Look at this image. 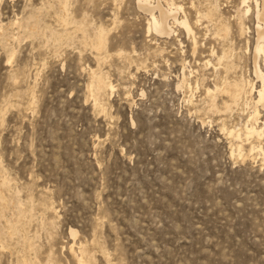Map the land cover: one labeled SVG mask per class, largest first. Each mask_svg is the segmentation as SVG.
<instances>
[{
    "label": "rangeland",
    "instance_id": "rangeland-1",
    "mask_svg": "<svg viewBox=\"0 0 264 264\" xmlns=\"http://www.w3.org/2000/svg\"><path fill=\"white\" fill-rule=\"evenodd\" d=\"M172 1L194 51L181 26L147 33L137 0H0V264H264V165L231 157L250 142L229 134L252 106L203 104L213 49L261 85L255 14ZM93 72L113 85L96 99Z\"/></svg>",
    "mask_w": 264,
    "mask_h": 264
},
{
    "label": "bare ground",
    "instance_id": "bare-ground-1",
    "mask_svg": "<svg viewBox=\"0 0 264 264\" xmlns=\"http://www.w3.org/2000/svg\"><path fill=\"white\" fill-rule=\"evenodd\" d=\"M252 1L255 3L254 8H251L250 6H248L249 5L248 3L251 2V0H242V5L247 7L245 10H243L244 11L243 15H248L251 12H254L255 17H256L257 24L255 26V31H256V37L257 38H256V46L254 49V72H255L256 78L260 81L261 85L259 87H256L255 86L256 84H254V82H252L251 80L245 81V79H244V81L243 80L235 81V79L234 80L231 79L230 73L233 72V68H236L235 67L236 66L235 61H234L235 64L230 63L229 62L230 60H228L229 56H231L230 54L228 56L226 52H223V54L221 53L222 55L220 56L218 54V51L213 49L212 55H214L216 57V63H214V69L216 72L215 77L217 80L214 83L213 87H211V86L206 87L205 86L206 87V98L203 101V104L205 105V108L208 109V111H212L213 113L219 112L222 114L232 112L233 106L238 107L241 104V101H243V104L245 106H252L253 112L251 113L250 120L246 124L243 131L240 132L239 130L238 131L232 130L229 133L231 136L236 137L235 140L236 139L240 140V139H243L242 137H244L245 141H248V143L250 142V149L248 150V153H246L245 149H244L246 146L244 147L243 144L238 143V145L236 144V147L234 149H232L231 157H235L237 159L244 161L247 158L250 159V157L253 156L254 153H257V155L261 158L262 163L264 165V147L262 145V142H263L262 140L264 139V128H261L260 124L258 126V121H259V117H260L258 107L260 105L264 106V72H263V70L260 69V66L258 63L259 55H262V54L264 55V0H252ZM63 4H64V2H63ZM137 4H138V8L140 9V11L143 10V12L149 16L148 24H147V33H152L155 36H159V37L160 36L161 37L174 36V35H177L176 31L174 30V26L178 25V26H181L185 30V32L188 36H192V41H193V46H192L193 49L192 50L194 51L196 49V39H195L196 34L193 30L192 25L190 24V21H189L187 15H184V17H182V18L179 17V15H180L179 12L183 8L182 6L176 5L172 0L167 1L165 5L162 3L161 0H137ZM62 13H61V15H62ZM207 15H209V13ZM200 16L201 15L199 14V17ZM65 20H66V18H65ZM171 21H172V23H171ZM241 21L239 22L240 28H241V30H245V28H244L245 26L243 27V24L241 23ZM65 22H67V20ZM63 24H65V23L63 22ZM2 29H4L3 25H2V27L0 25V32L2 31ZM98 33H99V31H98ZM2 34H3V32H2ZM222 38L224 39L225 37H222ZM97 39H98V37H97ZM99 39L95 40V42L98 41V43H99L98 46L101 48L103 46V40L102 39L99 40ZM225 39H227V38H225ZM93 43L94 42L92 41V44ZM229 43H231V42H229ZM96 44H97V42H96ZM222 46H223V43H222ZM95 47H97V46H94V48ZM227 50L231 51V49H227ZM232 53H233V51H232ZM232 57H233V55H232ZM227 60H228V62H227ZM210 64L212 65V61H207V62H205L204 66L210 65ZM235 71H236V69H235ZM101 75H98L95 72L92 73V77H91L92 78V87H90V93L92 94V96L95 99H96V95H98L101 91L103 92L105 88L112 89V87H113L112 83L109 82L107 84L106 83L107 80H105L106 78H103V76H101ZM182 76H183V81H184V74H182ZM190 86H191V84H190ZM197 87H199V86H197ZM106 90L107 89H105V91ZM254 93L256 94L255 97H254ZM95 102H97V101L95 100ZM191 102H193V101H191ZM192 106L194 107V110L197 111L195 105L192 104ZM250 122H251V124H250ZM225 128H226V126H225ZM252 161H253V159H252ZM3 183H5V182H3ZM1 185L2 184H0V187H1ZM5 185L7 186V184H5ZM1 195H2V192H1ZM3 198L2 199L0 198L1 199V201H0V205H1L0 207L1 208H5L7 205L3 201ZM0 212L4 213L3 211H0ZM17 213H19V212H17ZM4 216H6V215H4ZM25 219H26V217H25ZM13 221H11V222H13ZM20 222H21V220H20ZM15 223H13V225H15ZM19 224H21V223H19ZM25 224H26V222H25ZM17 226H18V224H17ZM20 226L22 227V225H20ZM13 229H14V226H13ZM73 233L74 232H72V234ZM10 238H13V236ZM70 248H71L70 250H71V254H72L74 252V249L72 248V246ZM75 259L77 261V264H85V261L83 258L75 257Z\"/></svg>",
    "mask_w": 264,
    "mask_h": 264
}]
</instances>
